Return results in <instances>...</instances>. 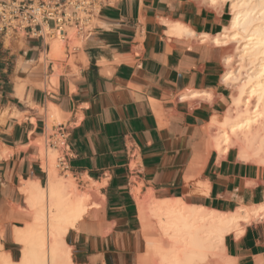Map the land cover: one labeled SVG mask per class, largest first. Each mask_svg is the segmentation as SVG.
<instances>
[{
	"label": "crops",
	"instance_id": "crops-1",
	"mask_svg": "<svg viewBox=\"0 0 264 264\" xmlns=\"http://www.w3.org/2000/svg\"><path fill=\"white\" fill-rule=\"evenodd\" d=\"M210 6L111 0L89 40L65 41L62 61L48 37L0 34V253L19 259L14 229L32 220L23 190L47 186L39 141L55 126L50 110L68 134L60 174L91 202L64 236L71 264H141L154 228L141 203L152 199L223 214L264 204V165L236 148L219 155L208 137L230 98L225 49L212 43L229 4ZM252 219L224 238L231 264H264V213Z\"/></svg>",
	"mask_w": 264,
	"mask_h": 264
},
{
	"label": "bare ground",
	"instance_id": "bare-ground-1",
	"mask_svg": "<svg viewBox=\"0 0 264 264\" xmlns=\"http://www.w3.org/2000/svg\"><path fill=\"white\" fill-rule=\"evenodd\" d=\"M201 1L217 7L228 3L231 16L222 32L211 37L213 45L231 48L224 56L221 80L233 88L222 118L215 117L208 125L211 146L219 155L236 148L241 159L264 165V0ZM73 35L70 31L69 38ZM46 40L51 44L49 58H59L65 41ZM47 116L54 117L55 112L50 110ZM44 154L53 162L56 152L44 150ZM52 166H46V188L32 181L23 190L32 220L25 228L14 229V239L21 245L19 259L14 261L1 252L0 264H71L64 236L87 212L90 199L76 189L71 179L59 178ZM141 206L147 219L155 220L160 237L168 244L166 247L164 239L145 237L146 252L141 264H151L153 260L158 264H208L220 254L224 264H231L224 253L225 236L232 232L240 235L243 224L264 213V204L232 214L189 207L180 200L152 199L146 209L143 203Z\"/></svg>",
	"mask_w": 264,
	"mask_h": 264
},
{
	"label": "built area",
	"instance_id": "built-area-1",
	"mask_svg": "<svg viewBox=\"0 0 264 264\" xmlns=\"http://www.w3.org/2000/svg\"><path fill=\"white\" fill-rule=\"evenodd\" d=\"M111 0H0V34L68 41L70 31L80 43L89 40L101 10ZM76 47L74 46L73 49ZM44 150L56 152V167L67 169L68 134L57 124L43 138Z\"/></svg>",
	"mask_w": 264,
	"mask_h": 264
},
{
	"label": "rangeland",
	"instance_id": "rangeland-1",
	"mask_svg": "<svg viewBox=\"0 0 264 264\" xmlns=\"http://www.w3.org/2000/svg\"><path fill=\"white\" fill-rule=\"evenodd\" d=\"M71 38V37H70ZM68 39V42L69 43H71L70 44V46L71 47H73V46H79V44H80V42L78 41V40H76V38L74 37V35H73V37L71 38V39ZM225 49V55H227L228 53H230V50H231V48L230 49H227V48H224ZM64 47H63V52H62V56L60 55L59 56V58L57 57V58H55V57H51V59H53V60H64L65 59V56H64ZM51 81H52V79H51ZM50 81V82H51ZM51 85H52V82L50 83ZM227 87L229 88V93H230V95L232 96V93H233V88L231 87V85L230 86H228L227 85ZM232 89H231V88ZM230 96V97H231ZM230 99L231 98H229V102H230ZM224 115V114H223ZM222 115V116H223ZM222 116H221V118H222ZM220 118V119H221ZM60 123H62V120L60 119H58L56 116H54V117H51V118H49V119H47V126H48V128H50L52 125H57V124H60ZM39 147L41 148V150H42V153L40 154V159H41V163H42V168L43 169H46V166L48 165L49 167L50 166H52L53 167V169H54V171H55V173H56V175L57 176H59V177H61L62 179L64 178L61 174H60V170L56 167V155H55V158H54V160H53V162H51V159H50V156H47V157H45V154H44V144H43V139H41L40 141H39ZM45 158H47L46 160V162H45ZM250 162H253V161H250ZM51 163H53V164H51ZM254 163H256V162H254ZM88 204H91V202H89ZM150 223H152L153 224V230H151V232H150V234H149V236L150 237H152L151 239H157L158 240V238L159 239H164V238H161L162 236L160 235L161 234V232L159 231V229H158V227H157V225H156V222H155V220H150ZM139 227V229H140V231H141V224L138 226ZM157 228V229H156ZM159 231V232H158ZM161 236V237H160ZM140 239H141V244H142V253H144L145 252V247H144V236H143V234H142V232H141V237H140ZM163 241H165L164 242V244H165V246L167 247L168 246V244H167V242H166V239H164ZM220 257H215V258H213V259H211L210 260V262L208 263V264H224V262H225V258L222 256V254H220L219 255ZM157 260H153V264H158L157 262H156ZM151 263V264H152Z\"/></svg>",
	"mask_w": 264,
	"mask_h": 264
}]
</instances>
